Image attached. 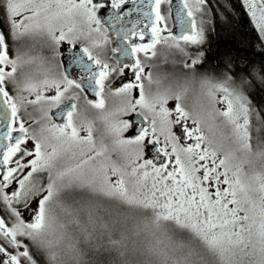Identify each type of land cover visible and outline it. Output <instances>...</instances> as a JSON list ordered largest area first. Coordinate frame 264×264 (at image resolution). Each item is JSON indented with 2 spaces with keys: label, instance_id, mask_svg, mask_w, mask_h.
I'll list each match as a JSON object with an SVG mask.
<instances>
[{
  "label": "snow or ice",
  "instance_id": "snow-or-ice-1",
  "mask_svg": "<svg viewBox=\"0 0 264 264\" xmlns=\"http://www.w3.org/2000/svg\"><path fill=\"white\" fill-rule=\"evenodd\" d=\"M212 11L0 0V264H264V63L201 71Z\"/></svg>",
  "mask_w": 264,
  "mask_h": 264
},
{
  "label": "trees",
  "instance_id": "trees-1",
  "mask_svg": "<svg viewBox=\"0 0 264 264\" xmlns=\"http://www.w3.org/2000/svg\"><path fill=\"white\" fill-rule=\"evenodd\" d=\"M212 23L209 25L208 41L203 46L207 53V59L201 71L222 72L220 67L228 54L232 57H243L257 65L264 63V53L259 49V41L256 30L250 23L240 0H210ZM221 7H226L231 12L232 27L225 32V22L221 13ZM180 58V57H179ZM257 102L264 99V94L256 96Z\"/></svg>",
  "mask_w": 264,
  "mask_h": 264
},
{
  "label": "flooded vegetation",
  "instance_id": "flooded-vegetation-1",
  "mask_svg": "<svg viewBox=\"0 0 264 264\" xmlns=\"http://www.w3.org/2000/svg\"><path fill=\"white\" fill-rule=\"evenodd\" d=\"M178 2H179V0H174V6H175V4L178 3ZM169 25H170V26H173V21H172V20H169ZM139 27H142V25L139 26ZM174 31H176V32L178 33L179 30L174 28ZM146 39H147V37H146ZM136 42L139 43L140 41L137 39ZM161 52H162V50H161ZM179 59H180V58H176V59H174V58H170V57H169V65H168V66H169V67L171 66V63H172L173 60L178 61ZM162 61H163V55H161L160 60L157 61L158 63L161 64V70H163V68L165 67V65H163ZM129 77H131V73H129ZM110 82H111V80L107 81L106 83H110ZM90 98L95 99L94 96H90ZM95 111H96V110H93V112H95Z\"/></svg>",
  "mask_w": 264,
  "mask_h": 264
},
{
  "label": "rangeland",
  "instance_id": "rangeland-1",
  "mask_svg": "<svg viewBox=\"0 0 264 264\" xmlns=\"http://www.w3.org/2000/svg\"><path fill=\"white\" fill-rule=\"evenodd\" d=\"M197 21L199 22V14L197 15ZM68 47H71V46L70 45H67L66 43H62L61 44V49L62 50H66ZM161 50H162V53H168V52L175 53L176 52V50H174V49L169 50V49H166V48H162ZM65 54H67V53L65 52ZM169 57L176 59V58H179V54L176 53L175 56L170 55Z\"/></svg>",
  "mask_w": 264,
  "mask_h": 264
}]
</instances>
